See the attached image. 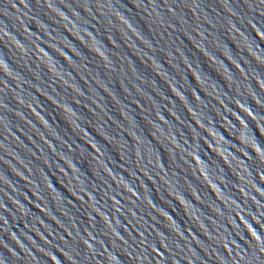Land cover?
<instances>
[{"label":"water","instance_id":"95a60500","mask_svg":"<svg viewBox=\"0 0 264 264\" xmlns=\"http://www.w3.org/2000/svg\"><path fill=\"white\" fill-rule=\"evenodd\" d=\"M0 264H264V0H0Z\"/></svg>","mask_w":264,"mask_h":264},{"label":"clouds","instance_id":"9594fccd","mask_svg":"<svg viewBox=\"0 0 264 264\" xmlns=\"http://www.w3.org/2000/svg\"><path fill=\"white\" fill-rule=\"evenodd\" d=\"M257 131L259 132V130L257 129ZM260 133V132H259ZM260 135H261V133H260ZM262 136V135H261Z\"/></svg>","mask_w":264,"mask_h":264}]
</instances>
